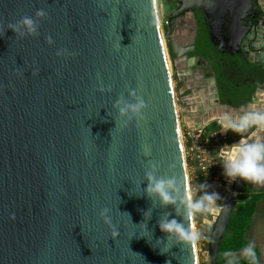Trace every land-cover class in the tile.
<instances>
[{
  "label": "water",
  "instance_id": "obj_1",
  "mask_svg": "<svg viewBox=\"0 0 264 264\" xmlns=\"http://www.w3.org/2000/svg\"><path fill=\"white\" fill-rule=\"evenodd\" d=\"M170 1L177 88L156 0H0V264H197L196 245L160 232L161 219L181 216L145 194V173L157 164L158 176L175 177L190 193L180 114L188 129L217 123L224 137L225 114L264 112V0ZM195 11L216 50L251 67L257 88L248 105L223 104L216 78L190 57ZM24 16L36 20L38 35L9 28ZM132 92L146 104L139 123L116 107L135 103ZM241 135L264 142V130ZM247 184L223 176L212 185L223 206L203 221L210 264H218ZM104 209L118 235L100 219Z\"/></svg>",
  "mask_w": 264,
  "mask_h": 264
},
{
  "label": "clouds",
  "instance_id": "obj_2",
  "mask_svg": "<svg viewBox=\"0 0 264 264\" xmlns=\"http://www.w3.org/2000/svg\"><path fill=\"white\" fill-rule=\"evenodd\" d=\"M46 13L43 10L36 12L37 18H44ZM9 28L16 34L21 36L38 35V25L32 17L24 16L16 24L9 25ZM46 42L51 45L52 38H46ZM103 91V89H100ZM135 97L136 102L132 104L125 103L122 107L117 103L119 116H128L129 119L135 117L137 123L143 120L142 113L146 109L145 101L136 96L135 92L130 93ZM130 114V115H129ZM222 126L225 131H231L237 135L247 132L250 128L264 130V112H245L238 120H232L228 114L222 118ZM230 148V151H224V148ZM144 155H150V150L145 148ZM218 155L222 161V174L231 184L237 181H244L254 185H264V142H245L241 139L238 143L231 146H223ZM159 166L154 163L149 164V171L145 173L147 186L144 189L145 194L151 198L156 197L162 206H175L177 215L181 216L180 220L175 218H163L159 222V230L164 234L167 241L176 244L195 245L201 239V233L197 232L191 221L198 213H204L211 210L215 202L221 199L220 195L214 191H208L210 186L207 184L197 185V191L201 194L198 198L193 199L173 176L160 177L157 175ZM151 215L150 210L145 212L144 216L147 220ZM15 218L14 215L12 217ZM100 219L113 228V235H118L112 225L109 209L100 212ZM143 225V224H142ZM146 225H143L145 228ZM161 254H164L160 251ZM242 255L246 258L253 257V248L249 246L244 249Z\"/></svg>",
  "mask_w": 264,
  "mask_h": 264
},
{
  "label": "trees",
  "instance_id": "obj_3",
  "mask_svg": "<svg viewBox=\"0 0 264 264\" xmlns=\"http://www.w3.org/2000/svg\"><path fill=\"white\" fill-rule=\"evenodd\" d=\"M201 18L203 24L200 22L199 26L201 25L203 27L199 30L196 42L197 51L194 56L199 57L208 63H213L211 70L217 75V84L220 91L221 102L223 104L232 105L237 108L248 105L255 93V85L248 82L237 87L228 76L223 74V71L227 68L224 66L225 63H228L233 68L238 65L242 67V69L249 70L251 67L247 68L239 58L238 60L236 58L237 62L234 64V58L218 52L210 41L209 32L202 15ZM218 130H220L218 124L214 123L208 129L206 128L204 131V137L206 138L210 133H217ZM227 136L223 137L217 135L211 142L216 145L231 144L232 140ZM215 175L216 174H213V177ZM248 186H246L239 195L236 209L231 216L228 228L221 241L218 264H227L230 254H241L243 250L249 246L247 234L250 230L252 218L255 214L257 203L261 200V196L255 194L249 195ZM253 253V257L238 259L234 264H260L259 252L253 250Z\"/></svg>",
  "mask_w": 264,
  "mask_h": 264
},
{
  "label": "crops",
  "instance_id": "obj_4",
  "mask_svg": "<svg viewBox=\"0 0 264 264\" xmlns=\"http://www.w3.org/2000/svg\"><path fill=\"white\" fill-rule=\"evenodd\" d=\"M255 87H257V84H255ZM219 129L221 130L220 125L218 124ZM210 127V126H209ZM208 127V128H209ZM207 128V129H208ZM206 130V129H205ZM204 130V131H205ZM217 133H208L209 136L208 138H210V141H212V139L214 137L217 136V134L219 133V131ZM231 141V144H225V145H216L215 143H211L209 145L205 144V148H206V154L208 156L211 157V161L213 160V163L211 162V170L210 173L208 174V176H203L200 172V169L198 167V163L196 161H190L189 162V177L191 180V184L197 189V185L200 184H207L210 186V188L206 189L211 191V187L213 185V183L215 181H219L222 179L223 174H222V167L220 166L222 161L218 155L219 150L223 147V146H231L234 145L236 143H238L242 138L247 137V135H237L233 132H229L228 136H227ZM207 142V141H206ZM213 174H216L213 177ZM249 185V186H248ZM246 186H248V194L249 195H260L261 196V200L257 203L256 206V211L255 214L252 218V222H251V227L250 230L247 234V239L249 242V246H251L253 248V250H257L259 252V263L260 264H264V185H254L251 183H248ZM244 190V189H243ZM201 193L198 192L196 190V198H198V196ZM223 206L222 203H218L217 206H212L211 210L214 208H221ZM210 213V211H209ZM211 219V217H210ZM204 232H210L211 230L207 227L206 229H204ZM248 246V247H249Z\"/></svg>",
  "mask_w": 264,
  "mask_h": 264
},
{
  "label": "rangeland",
  "instance_id": "obj_5",
  "mask_svg": "<svg viewBox=\"0 0 264 264\" xmlns=\"http://www.w3.org/2000/svg\"><path fill=\"white\" fill-rule=\"evenodd\" d=\"M156 4H157L159 19H160L161 28H162L163 43H164L166 54H168V58H169L168 61H169V66H170V72H171L172 79H173V85H174L175 88H177L178 83L176 81L175 72L173 70L172 63L170 61V51H169V48H168V37H167V28H168V26L165 25V23L169 21L168 17L173 12V10L176 7V5H175V3H171V1H169V0H156ZM176 97H178L177 94H176ZM177 105H178V109L180 111L181 108H182V104L180 103V101H177ZM181 118H182V116L180 114V125H181V129H182V134L184 135L186 129H188V128L183 124ZM190 130H192V129H190ZM211 143L212 142L210 141V138L206 137L205 139H203L201 141V144H200L201 150H204V152H205L206 151L205 144L209 145ZM206 158L209 161H211V157L208 156L207 154H206ZM211 162L213 163V160ZM186 163H187V161H186ZM187 166L189 168V162L187 163ZM188 177H189V171H188ZM205 178H206V176H205ZM189 183H190V187L192 188L193 185L191 184L190 177H189ZM190 194L192 195V198L195 199L196 192H192ZM218 203H220V202L216 201L214 206H217ZM210 217L211 216H210V213L208 211V212H204V213H198L193 218V227H194V229L197 232L201 233V236H202L203 232L205 231L204 229L207 228V226L204 224L203 221L205 219H210ZM210 233H211V231H210ZM195 245H196L195 249H196L197 264H210L209 256L204 251L201 239ZM241 258H245L242 255V253L241 254H230L229 257H228V263L227 264H234L238 259H241Z\"/></svg>",
  "mask_w": 264,
  "mask_h": 264
},
{
  "label": "built area",
  "instance_id": "obj_6",
  "mask_svg": "<svg viewBox=\"0 0 264 264\" xmlns=\"http://www.w3.org/2000/svg\"><path fill=\"white\" fill-rule=\"evenodd\" d=\"M168 24L169 21L165 23L166 26ZM204 135H205L204 130L194 131L190 129H186L183 135L181 129V136L184 145V154L187 163L190 161H196L198 163L201 174L203 176H208L212 165L211 162L206 158V153L204 152V150H201L200 148L201 141L205 138ZM196 190L197 189L194 186H192V188L190 187V193L196 192ZM209 240H210V232L207 231L203 232L201 236V242L203 244L204 251L208 256H209V248H208Z\"/></svg>",
  "mask_w": 264,
  "mask_h": 264
},
{
  "label": "flooded vegetation",
  "instance_id": "obj_7",
  "mask_svg": "<svg viewBox=\"0 0 264 264\" xmlns=\"http://www.w3.org/2000/svg\"><path fill=\"white\" fill-rule=\"evenodd\" d=\"M170 1V0H169ZM171 3H174L171 1ZM176 10V7L174 8L173 12ZM172 12V13H173ZM193 14V18L196 20V42H197V38H198V34H199V30L200 28H202L203 26H199V23L201 22V15L199 14L198 11H195L192 13ZM171 23H175L174 20L169 21L168 25H171ZM201 24H203V22H201ZM195 47H196V43H195ZM170 51V49H169ZM197 51V49H196ZM195 54L191 55L190 57H193ZM171 58H174L171 53H170ZM200 61V68L203 69V71L206 73V76L208 78L210 77H214L217 80V75L216 73L211 70L213 63H208L206 61H204L203 59L197 57ZM235 59V61L233 62L234 64H236L237 60L239 57L234 56L232 57ZM237 58V60H236ZM241 60V58H239ZM242 61V60H241ZM243 62V61H242ZM224 66H226L227 68L223 71V74L228 76V78L230 80H232L233 84L236 85L237 87L240 86L241 84H245V83H251L253 85H255L254 81L256 80V77L254 76V74L252 72H250L249 70L246 69H242V67L238 66L233 68L231 65H229L228 63H225ZM247 67V66H246ZM248 68V67H247ZM218 85V84H217ZM257 88V87H256Z\"/></svg>",
  "mask_w": 264,
  "mask_h": 264
}]
</instances>
